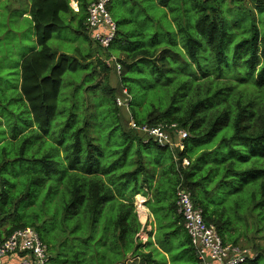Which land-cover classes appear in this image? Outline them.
<instances>
[{
    "label": "trees",
    "instance_id": "1",
    "mask_svg": "<svg viewBox=\"0 0 264 264\" xmlns=\"http://www.w3.org/2000/svg\"><path fill=\"white\" fill-rule=\"evenodd\" d=\"M75 1L79 7L78 12L71 8V0H0V9L10 10V20L6 24L2 22V26L9 29L0 30L6 42L0 46L3 54L0 61V130L6 132L5 138L0 141V149L6 145L12 146L17 149L13 151L18 156L17 160L41 165L42 174H30V179L35 183L44 180L48 183L46 178L56 173V166L48 157H28L31 143L33 140L38 141L41 151L43 145L49 142L51 129L60 118H63L61 122L71 123L73 115L67 117L60 113V109H65L61 107L60 96L66 75L75 74L80 68L87 72L92 68V54L85 53L80 47L74 48L76 57L72 60L66 54H60L50 47L54 36L68 27L72 28L78 37H83L86 43L95 45L86 31V23L88 7L96 0ZM125 1L138 9V13L140 10L148 20H153V14L157 12L170 16L172 21L167 23L170 29L176 32V39H180L184 30L189 40L182 43V49L177 44V50L170 53L164 45L155 53L142 49L132 55L124 48L130 43L125 24H135L142 34L146 29L142 26L138 14L128 18L124 15L123 23H116V39L105 51L111 54L119 39L122 41L123 59L118 60L121 65V73L118 76L121 81L119 93L122 97L123 91H126L129 96L127 119L120 114L121 108L117 105V99L121 98L118 97L119 93L116 95L115 91H112V94L116 125L121 126L124 122L126 124L125 130H121L125 144L117 150V155L111 156V152H104L97 138H90L83 128L74 134L72 144L64 150L65 154L60 153L63 172L57 184L58 188L50 185L48 192L50 197L57 191L58 229L62 230L68 224L71 226L75 215L82 219L89 215L95 225L107 203L105 189H115L116 180H124L129 184L131 181L135 184L133 202L128 205V212L134 214L138 220L134 200L136 196L141 195L138 186L141 184L144 187L152 170L158 167L157 161L154 166L145 163L142 155L143 149L152 146L160 153L170 154L173 167L177 170L171 205V209L176 212L173 226L185 231L183 219L177 212L176 194L180 187L191 194L194 205L202 210L205 222L216 227L226 244L246 248L239 244L243 243L241 240L247 241L245 246L249 249H246L250 250L253 257L245 264L264 263V10H261L259 18L253 17L255 20L252 34L236 46V50L240 52H243L241 48L246 49L245 63L249 66L248 72H239L238 75L245 79L244 83L252 82L253 87L245 85L234 88L236 84L225 81V78L229 80L231 77L224 78V75L232 73L225 70V62H228L225 43L229 17L228 13L223 12L225 5L220 0ZM242 1L244 6L253 4L256 8L264 7V0ZM25 14L28 16L20 20ZM24 24L29 26L30 42L36 45V48L30 51H26L27 46L20 50L25 38V32L20 26L23 27ZM206 46L211 47L210 56L202 55ZM11 49L16 50V57L11 54ZM240 52L238 57H235V62L240 60L243 70L245 58L243 60ZM143 58L152 61L155 71L162 78H167L165 82L156 83L154 90L166 88V85H175V80L183 79L177 89L187 91L183 95L181 108H176L179 97L177 94H162L159 97L145 94L141 99L134 96L132 89L126 84L127 74H130V68ZM99 62L105 67V74H108V65L101 59ZM181 66L190 68L191 80H186L187 73ZM92 74L88 73L90 76H93ZM227 83H231L233 89L227 100L222 101L228 90ZM6 96L9 97L5 98ZM130 117L140 127L162 126L163 130L172 136L180 129L188 132L184 151L161 146L153 139L147 140V137L129 127ZM20 119L23 121L22 126H19ZM11 127L14 132L9 130ZM184 159L189 161V166L182 165ZM11 190H14L12 182L0 177L1 226L5 227L8 233L27 227L37 231L38 227L34 223L12 220V224L8 225L7 219H4L12 209V200L15 199V191ZM38 196L33 194V200ZM122 203L126 205L123 200ZM117 222L119 224L122 220ZM142 228L139 219L130 245L126 244V233L121 232L117 242L122 246L121 251L110 249L99 255L98 259H102L104 263L109 259L110 264H124L127 256L131 254L138 255L141 264H156L154 249L150 252L143 251L145 245L151 244V239L146 243L142 242L143 245L137 244L136 236ZM114 229L118 231L119 227ZM37 233L47 246L45 238L38 231ZM106 244L111 245L110 240ZM187 244V251L196 258L188 234ZM65 257V264H83L85 261L90 264V258L83 262L77 251L68 253Z\"/></svg>",
    "mask_w": 264,
    "mask_h": 264
},
{
    "label": "rangeland",
    "instance_id": "2",
    "mask_svg": "<svg viewBox=\"0 0 264 264\" xmlns=\"http://www.w3.org/2000/svg\"><path fill=\"white\" fill-rule=\"evenodd\" d=\"M220 1L225 5L223 12L228 13L229 17L225 43V53L228 57V62H225V70L232 74L224 75V78L225 76L231 77L229 80L225 78V81H231L236 84L237 86H234V88L245 85L253 87L252 82L244 83L245 79H241L238 75L239 72H242L240 74L248 72L249 66L245 63L247 60L246 49L243 47L241 48L243 52H240V50H236V46L242 39L252 34L255 20L253 17L259 18V14L262 9L264 10V7L259 6L256 8L253 4L244 6L245 4H243L242 0ZM71 8L73 9L72 6ZM110 12L119 25L125 20L124 15L128 18L138 14L142 26L146 29L145 33L142 34L138 31L135 24L131 22L130 24H125L130 43L127 46L125 45L124 48L132 55L142 49L155 53L160 48H163L162 46L164 45L167 48V52L170 53L173 50H177V44L182 49V43H187L189 40V36L186 35L184 30H182L181 36L179 35L180 39H176V32L171 30L167 23H171L172 18L163 12L154 13V19L148 20L140 10L138 13V9H135L131 3L125 0H114L110 5ZM172 17L174 19V15ZM20 29H23L26 33V35L24 33L25 38L20 50L26 48V46V51L35 49L36 45L30 42L29 26L24 24L23 27L20 26ZM50 47L60 54H66L71 60L76 57L74 48L80 47L85 53L92 54V68L90 67L88 72L80 68L77 73H68L66 75L60 96L61 107L65 109H60V113L67 117L73 115L71 123L61 122L63 118H60L52 127L49 142L43 145L41 151L38 148V141L35 142L33 140L29 154L27 153L28 157H48L55 162L56 173L46 178L48 183H46V180L35 183L30 179V174L34 176L42 174L41 165L17 160L18 156L13 153L17 149L12 146L6 145L0 149V177L9 179L14 186V190H11V192L15 191L13 192V197L15 198L12 200L13 207L4 216V219H7L8 225L12 224V220L34 223L38 227L37 231L45 238L48 244V254L51 259L49 264H65V255L68 253L73 254L76 251L81 255L83 262L85 259L90 258V264H110L109 259L105 260V263L102 259H98L99 255L110 249L117 252L121 251L122 246L117 244L121 232L126 233V244L130 245V240L135 233L134 230L137 228L140 216L136 220L135 215L128 212L130 208L128 205L133 202L132 195L135 184L131 181L129 184L124 180H116L115 189L114 187L105 189L107 203L101 210L102 214L97 218L95 225L92 224V218L89 215L83 219L75 215L72 225L68 224L62 230H59L57 227L58 223L56 224L59 211L57 191H54L50 197H48V192L50 185L57 186L59 179L62 178L63 164L60 159V153L65 154L64 150L70 147L73 142V136L79 129L83 128L90 138H97L104 152H111V156L117 155V150L125 144V138L121 130H125L126 124L124 122L121 126L116 125L114 96L112 94V91H115L116 95H118L121 89V81L118 77L120 74L116 66L114 67V63L111 62L110 65L109 61L111 57L117 60L123 59V51H121L123 48L122 41L119 39V43L113 47L110 54L93 44L86 43L83 37H78L72 28L68 27L54 36L53 41L50 42ZM210 52H212L211 47L206 46L202 51V55L210 56ZM238 52L241 53L239 55H241L243 60L245 58L243 62L244 71L240 66V60L238 63L235 62ZM179 55L183 56L180 53ZM100 59L110 68L108 74L104 72L105 67L99 64ZM236 64L238 65L236 66ZM180 68L187 73L186 80L190 79V68L187 66H181ZM131 69V73L127 74L128 80L126 84L132 89L137 99H141L145 94L156 95L157 97L162 94H177L179 97L176 108H181L184 100L183 95L187 91L177 89L178 84L183 79L175 80V85H166V88L161 87L160 90H158L159 88L154 90L153 87L156 83L165 82L167 78H162L155 71L152 61L143 58L135 63ZM88 73H93V76L88 75ZM227 84L228 90L222 101L227 100L231 89H233L230 85L231 83ZM120 95L121 93H119L118 97H121ZM123 95L121 99L126 100L127 97ZM8 97L6 96L5 98ZM120 114H123L126 119L128 118L127 110L121 109ZM26 123H28V120H26ZM22 125L23 121L20 119L19 126ZM9 130L14 132L13 127L9 128ZM4 135H6V132L3 133L1 129L0 141L5 138ZM146 139L148 140L149 138ZM142 155L145 158V163L154 166L155 161H157L158 167L152 170V174L149 175L144 187L141 184L138 186V191L147 201L145 205L147 219L145 215L140 213V220L145 229L141 230L140 239L139 235L136 236L137 244L144 243L148 237L151 239V244L145 245L143 251H150V249L154 248L156 264H199L195 256L187 251L186 232L172 224L173 218L176 216V212L171 209V205L174 198L172 192L177 179V170L175 171L173 167L171 155L160 153L152 146L147 147L146 150L143 149ZM157 184L160 185L158 186ZM33 194L35 196L40 195L33 200ZM17 197L19 199H16ZM122 200L126 205L122 203ZM125 211L126 213H124ZM149 212L153 215L152 217L148 215ZM119 220H122V222L118 224L117 221ZM78 225H80L79 229H77ZM116 226L119 227L118 231L114 229ZM109 240L111 245L106 244ZM241 242L243 243L239 244V246L244 245V247L248 248V246H245L247 244L246 240H241ZM83 264H86V261ZM125 264H141V258L139 259L138 255H128Z\"/></svg>",
    "mask_w": 264,
    "mask_h": 264
},
{
    "label": "built area",
    "instance_id": "3",
    "mask_svg": "<svg viewBox=\"0 0 264 264\" xmlns=\"http://www.w3.org/2000/svg\"><path fill=\"white\" fill-rule=\"evenodd\" d=\"M113 1L96 0L90 4L87 10L86 31L94 44L104 50L111 47L117 34V25L109 10ZM74 11L78 12L79 10L74 8ZM110 62L114 63V67L116 66L120 74L121 65L118 60L111 57ZM123 93L129 98L126 91ZM127 99L118 98L117 105L128 112ZM128 122L131 129L144 137L153 139L161 146H170V148H176L181 152L185 149L184 141L187 140L189 134L182 129L175 131L174 136H172L165 132L162 126L140 127L131 117ZM175 128L176 126H174ZM182 165L189 166V161L184 159ZM176 196L177 212L183 219L184 229L191 239L199 264H245L253 257L250 250L232 246L223 241L216 227L205 222L202 210L194 205L189 192L179 187ZM136 197L135 206L139 214V207L145 208L146 199L141 195ZM1 221L0 213V223ZM49 263L48 247L41 241L34 228L27 227L8 233L5 227L0 224V264Z\"/></svg>",
    "mask_w": 264,
    "mask_h": 264
},
{
    "label": "crops",
    "instance_id": "4",
    "mask_svg": "<svg viewBox=\"0 0 264 264\" xmlns=\"http://www.w3.org/2000/svg\"><path fill=\"white\" fill-rule=\"evenodd\" d=\"M71 6L72 7H74L75 9L76 8H78V10H79V7H78V4H77V2L75 1V0H71ZM74 8H73V10H74ZM9 13H10V10L8 11V9H6V8H1L0 9V30L1 29H3V30H8L9 28H4L3 26H2V22L4 21L5 22V24L6 23H8V21L10 20V17H9ZM25 15H27V14H25ZM25 15H23V18L22 17H20V20H24V18H26L27 16H25ZM18 34L16 33V36H17ZM4 36H1V33H0V46H1V44L2 45H4V43L6 44V42H5V40H4ZM10 52H11V54H13V56H17L16 55V50H10ZM2 56H3V54H2V51H0V61H1V58H2ZM5 64V63H4ZM3 65V64H2ZM141 196H143V195H141ZM144 197V196H143ZM145 198V197H144ZM146 199V198H145ZM145 209H146V207H145ZM139 210H140V208H139ZM145 212H147V209H146V211ZM140 213L141 212H139V216H140V218H141V215H140ZM150 217H152L153 215L149 212V214H148ZM147 215H145V218L147 219V217H146ZM148 216V217H149ZM139 218V219H140ZM140 222H141V220H140ZM142 223V222H141ZM143 225V224H142ZM144 226V225H143ZM145 228L143 227L142 228V230H144ZM154 234H155V232H154ZM141 236H142V234H141ZM139 237H140V235H139ZM141 239H143V238H141ZM147 240L149 241V237L145 240V242L144 243H146L147 242ZM154 248H152V249H150V251L151 250H153ZM150 251H147V252H150ZM131 255V254H130ZM125 264V263H124Z\"/></svg>",
    "mask_w": 264,
    "mask_h": 264
},
{
    "label": "bare ground",
    "instance_id": "5",
    "mask_svg": "<svg viewBox=\"0 0 264 264\" xmlns=\"http://www.w3.org/2000/svg\"><path fill=\"white\" fill-rule=\"evenodd\" d=\"M139 199H141V198H139ZM143 199V198H142ZM140 208V212H141V214L142 215H145L146 214V212H145V209L143 208V207H139Z\"/></svg>",
    "mask_w": 264,
    "mask_h": 264
},
{
    "label": "clouds",
    "instance_id": "6",
    "mask_svg": "<svg viewBox=\"0 0 264 264\" xmlns=\"http://www.w3.org/2000/svg\"><path fill=\"white\" fill-rule=\"evenodd\" d=\"M140 239V238H139Z\"/></svg>",
    "mask_w": 264,
    "mask_h": 264
}]
</instances>
